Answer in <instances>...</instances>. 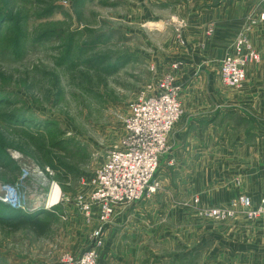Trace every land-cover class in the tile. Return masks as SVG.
Masks as SVG:
<instances>
[{
    "label": "rangeland",
    "instance_id": "obj_1",
    "mask_svg": "<svg viewBox=\"0 0 264 264\" xmlns=\"http://www.w3.org/2000/svg\"><path fill=\"white\" fill-rule=\"evenodd\" d=\"M220 1L0 0V17H6L0 19V186H15L25 208L13 214L14 207L1 201L0 213L10 221L33 214L49 222L42 235L29 225L0 222V264H54L95 246L97 210L87 217L78 198L89 194L88 181L105 152L124 135L129 105L141 94H156L166 75L179 86L180 117L190 86L188 91L242 89L246 72L240 86L221 81L226 55L214 64L189 56L194 44L186 25ZM248 27L233 45L235 53L245 36L257 54L246 66L260 60ZM207 67L215 82L210 87L204 82ZM234 105L226 110L237 111L218 122L234 127L227 135L221 129L195 176L167 172L162 178L161 160L178 118L154 190L119 206L137 204L132 220L140 225L123 228L115 244L118 235L108 230L116 207L103 225L97 264H174V255L190 250L204 253L187 254L186 264H264V126L259 129L258 117ZM22 166L29 170L24 178ZM37 170L45 183L33 177ZM169 236L179 241L168 242Z\"/></svg>",
    "mask_w": 264,
    "mask_h": 264
},
{
    "label": "crops",
    "instance_id": "obj_2",
    "mask_svg": "<svg viewBox=\"0 0 264 264\" xmlns=\"http://www.w3.org/2000/svg\"><path fill=\"white\" fill-rule=\"evenodd\" d=\"M260 13H264V0H222L210 10L201 11L192 18V22L186 25L185 32L193 36L189 37V41L194 44L192 55L189 56L200 60L209 59L214 64L218 63L215 59H222L225 55L234 53L233 45L236 37L249 24L248 36L258 51L260 60L246 66V79L239 91L225 90L226 93L214 88L188 91L191 86L185 90L182 97L183 113L169 135L168 154L161 160L160 175L162 178H164L163 173L167 172L179 178L195 176L194 170L197 165L208 160L207 155L212 153L215 142L219 141L221 129L226 131L227 135L229 128L234 127L233 125L224 127L218 125L220 116L224 118L225 115L237 111V109L228 111L227 107L234 108V106L238 107L234 104L240 105L243 110L254 114L255 118L258 117L256 123L259 124V129L260 124L264 126V21L257 20ZM210 25L213 26V32L207 35L206 30ZM204 82L209 87V83L215 84L212 69L207 71ZM216 86L219 87V81ZM190 94H194V99H187ZM257 136L261 137L260 134ZM245 140L250 142L251 138L248 137ZM262 140V138L255 139V141ZM136 205L119 207L116 210L108 230L109 236L113 233L118 235V232L121 235L123 228L140 225L139 221L134 223L132 220L136 214H139ZM126 213L128 215L125 218ZM119 215L122 217L119 218ZM114 238L116 239L113 242L116 244L119 235ZM177 241H179L177 237L169 236L168 242ZM203 253L204 251L190 250L176 254L174 258H179V260H175L174 264H186L187 254L200 257ZM163 257L165 258V255L161 256Z\"/></svg>",
    "mask_w": 264,
    "mask_h": 264
},
{
    "label": "built area",
    "instance_id": "obj_3",
    "mask_svg": "<svg viewBox=\"0 0 264 264\" xmlns=\"http://www.w3.org/2000/svg\"><path fill=\"white\" fill-rule=\"evenodd\" d=\"M264 19L261 14L260 20ZM257 59L245 36H240L233 55H226L221 62V81L229 86H240L245 78V66ZM179 86L174 84L171 74L159 81L157 93L150 96L141 94L128 107L124 122V135L120 142L105 152L104 160L99 164L88 181L90 192L79 197L78 202L83 213L89 217L96 208L97 222L95 246L79 255L67 254L54 264H97V248L101 244L103 225L107 224L115 208L138 201L156 187L154 177L161 155L167 151V135L181 114V105L177 93ZM21 178L29 173L22 166ZM43 183L44 175L34 172ZM8 189L6 203L12 208L23 207L18 189L3 185ZM10 192L12 193L10 195Z\"/></svg>",
    "mask_w": 264,
    "mask_h": 264
},
{
    "label": "trees",
    "instance_id": "obj_4",
    "mask_svg": "<svg viewBox=\"0 0 264 264\" xmlns=\"http://www.w3.org/2000/svg\"><path fill=\"white\" fill-rule=\"evenodd\" d=\"M4 18H6V17H3V16L0 17L1 20H3ZM0 203L2 204L1 201H0ZM13 210H15L13 212V214H16V212L17 213L22 212V211H17L15 208ZM4 214L5 213H2V214L0 213V222L5 227L8 226V227H13V228H18V227L23 226V225H29L36 234L42 235L47 230V228L49 226V222H47L46 220L37 218V217H35L36 215H33V214H27L26 216L23 215L25 217L16 216L18 219L14 220V221L8 220L9 218L5 217Z\"/></svg>",
    "mask_w": 264,
    "mask_h": 264
},
{
    "label": "water",
    "instance_id": "obj_5",
    "mask_svg": "<svg viewBox=\"0 0 264 264\" xmlns=\"http://www.w3.org/2000/svg\"><path fill=\"white\" fill-rule=\"evenodd\" d=\"M1 188L2 187L0 186V201L4 202L7 199V191H5L4 188Z\"/></svg>",
    "mask_w": 264,
    "mask_h": 264
},
{
    "label": "bare ground",
    "instance_id": "obj_6",
    "mask_svg": "<svg viewBox=\"0 0 264 264\" xmlns=\"http://www.w3.org/2000/svg\"><path fill=\"white\" fill-rule=\"evenodd\" d=\"M1 189H2V188H1ZM52 190H53V191H52V192H53V194H52V196H51V197H53V198H52V200H53V199L55 200V199H56V197H57V193H58V191H57V189H56V188H54V189H52Z\"/></svg>",
    "mask_w": 264,
    "mask_h": 264
}]
</instances>
